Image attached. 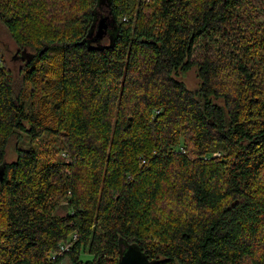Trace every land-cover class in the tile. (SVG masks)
<instances>
[{"label":"trees","instance_id":"obj_1","mask_svg":"<svg viewBox=\"0 0 264 264\" xmlns=\"http://www.w3.org/2000/svg\"><path fill=\"white\" fill-rule=\"evenodd\" d=\"M0 23L26 60L0 44V264H264V0H0Z\"/></svg>","mask_w":264,"mask_h":264},{"label":"rangeland","instance_id":"obj_2","mask_svg":"<svg viewBox=\"0 0 264 264\" xmlns=\"http://www.w3.org/2000/svg\"><path fill=\"white\" fill-rule=\"evenodd\" d=\"M95 35V33H94ZM110 38L109 33H107L102 40V44H109ZM0 44L3 46L5 50V58L7 59L10 66L13 68L14 72L18 75L21 71L22 67L26 64L24 61L23 56L21 58H17L18 48L10 38V35L4 28V26L0 23ZM27 57V56H25ZM177 79L182 81L186 84L189 90L195 91L199 88L200 80L198 77V70L197 68H193L191 71L185 73L182 72L180 75L175 76ZM19 78V75H18ZM50 148H54L57 146V142L50 143L47 145ZM30 149V148H37L36 144H33L28 135L25 136L23 133H18L9 143L7 154H6V162L12 163L16 160L17 157V149ZM91 257L89 255H84L83 259L88 260ZM64 264H69L66 260Z\"/></svg>","mask_w":264,"mask_h":264},{"label":"water","instance_id":"obj_3","mask_svg":"<svg viewBox=\"0 0 264 264\" xmlns=\"http://www.w3.org/2000/svg\"><path fill=\"white\" fill-rule=\"evenodd\" d=\"M111 22L104 17L100 20L94 35V40L102 41L108 33ZM119 264H160V260H150L148 256L136 245H129L124 251L121 250Z\"/></svg>","mask_w":264,"mask_h":264},{"label":"built area","instance_id":"obj_4","mask_svg":"<svg viewBox=\"0 0 264 264\" xmlns=\"http://www.w3.org/2000/svg\"><path fill=\"white\" fill-rule=\"evenodd\" d=\"M73 238L76 239L77 235H75ZM66 250H68V248L66 246L65 247L64 246L61 247V251L62 252L66 251ZM54 259H55V257H54Z\"/></svg>","mask_w":264,"mask_h":264}]
</instances>
